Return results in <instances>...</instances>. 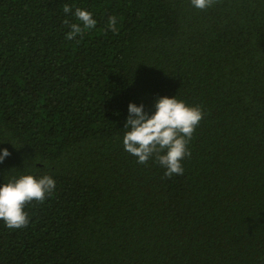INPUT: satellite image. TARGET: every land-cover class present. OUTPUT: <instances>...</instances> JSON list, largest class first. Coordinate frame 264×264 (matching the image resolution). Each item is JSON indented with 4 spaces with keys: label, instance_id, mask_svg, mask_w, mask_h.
<instances>
[{
    "label": "trees",
    "instance_id": "16d2710c",
    "mask_svg": "<svg viewBox=\"0 0 264 264\" xmlns=\"http://www.w3.org/2000/svg\"><path fill=\"white\" fill-rule=\"evenodd\" d=\"M76 8L97 23L68 40ZM158 97L204 113L171 179L123 147ZM4 149L0 186L56 188L0 221V264H264V0H0Z\"/></svg>",
    "mask_w": 264,
    "mask_h": 264
},
{
    "label": "clouds",
    "instance_id": "9594fccd",
    "mask_svg": "<svg viewBox=\"0 0 264 264\" xmlns=\"http://www.w3.org/2000/svg\"><path fill=\"white\" fill-rule=\"evenodd\" d=\"M217 0H191V4L198 10L212 7ZM64 13H71L68 5L63 7ZM79 23L64 24L71 29L66 39L73 40L83 34L85 30L94 29L96 20L92 14L81 8L74 13ZM116 16L108 18V29L119 34ZM128 118L125 123L123 137L124 150L137 158V163L147 164L151 158L166 169L164 177L171 179L173 175H183L182 161L191 156L188 144L196 128L204 118L202 109L198 106L190 107L185 102L175 98L158 97L155 100L154 112H145L143 104L137 106L130 103ZM11 153L3 150L0 164ZM56 181L49 175L39 178L32 175H22L0 186V221L12 230L28 227L29 216L25 211L28 204L44 201L54 193Z\"/></svg>",
    "mask_w": 264,
    "mask_h": 264
}]
</instances>
